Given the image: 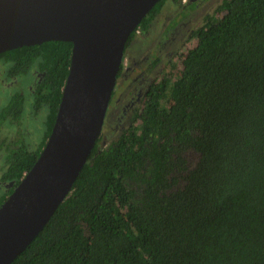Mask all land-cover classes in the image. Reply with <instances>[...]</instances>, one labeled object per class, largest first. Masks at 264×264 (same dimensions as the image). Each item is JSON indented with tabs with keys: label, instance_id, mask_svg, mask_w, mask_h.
Wrapping results in <instances>:
<instances>
[{
	"label": "trees",
	"instance_id": "1",
	"mask_svg": "<svg viewBox=\"0 0 264 264\" xmlns=\"http://www.w3.org/2000/svg\"><path fill=\"white\" fill-rule=\"evenodd\" d=\"M224 7L218 24L196 30L171 76V264H264V0ZM72 48L53 40L0 54L12 63L8 78L39 73L33 114H47L35 150L22 135L1 143L8 191L0 206L51 134ZM148 97L133 131L105 146L97 140L70 194L11 264H170V75ZM24 103L14 94L0 125L19 121Z\"/></svg>",
	"mask_w": 264,
	"mask_h": 264
},
{
	"label": "water",
	"instance_id": "2",
	"mask_svg": "<svg viewBox=\"0 0 264 264\" xmlns=\"http://www.w3.org/2000/svg\"><path fill=\"white\" fill-rule=\"evenodd\" d=\"M160 0H0V54L73 43L54 126L34 166L0 206V264L41 232L100 138L131 34Z\"/></svg>",
	"mask_w": 264,
	"mask_h": 264
},
{
	"label": "rangeland",
	"instance_id": "3",
	"mask_svg": "<svg viewBox=\"0 0 264 264\" xmlns=\"http://www.w3.org/2000/svg\"><path fill=\"white\" fill-rule=\"evenodd\" d=\"M224 2L225 0H196L193 4V8L196 7V10L193 11L188 19L185 20V22L188 21L189 24H185V22L181 21V24L176 26L175 29L173 25V27L171 28V76L177 77L179 75L184 55L188 52L189 49L193 48L196 45V34L194 32L195 30L191 31V29H189L183 32L182 29L186 28L187 26L190 28L191 23H193V26H197V24L198 26H201L205 25L206 23L218 24L226 12ZM178 9V0H171V19L173 18V14L177 12ZM176 16L177 14L174 16V18ZM189 19H191V21H189ZM169 20L170 0H167L160 10L157 19L154 21V26L152 27L150 33V37L155 36L159 39L157 43V45L160 46L159 51L156 52L155 49L153 51L148 49V44L145 47H142L139 44L138 50L141 54H139V52H137L135 55L132 54V57H130L127 62L128 67H130V72L126 75L127 81L123 79L124 77L122 76L118 79L117 83L120 85L117 88L118 90L116 89V93H114L113 95V99L109 106L110 109L108 110V116H112L114 114L115 118L113 117V120L106 128V130H109V132L111 133L107 137V144L117 139V136L124 129L129 128V124L127 121L129 119L128 115H130L131 113L133 114V112L130 111L131 107L137 104V102L142 99L140 94L142 91H144V89H146L147 84L151 80H161L165 74L170 75V64L169 66H166L164 64H160L159 62L157 63V65H152L153 70H149L150 73L145 71L142 72L143 70H145V66H147V64L143 63V56H141L143 53H147L149 56L153 54L157 55L159 53L160 59H168L167 56H170V35L166 39H164L166 34L162 30L167 29L169 31H166V33H170V29H168V25H170ZM171 23L173 24L174 21L172 20ZM11 64V62L6 61L0 62V113L7 106L14 94H16L17 92L24 93V114L26 112V115L24 116L23 123L28 129H23V132L25 133L24 135L27 137V140L30 143L31 149L35 150L42 141L43 134L46 129H42L43 124L41 128L34 129V121L38 118L37 116H33V112L31 110L33 108V103L31 105L29 95L33 91V89L35 91V87L40 80V76L37 75L35 73V69H33L26 75L18 76L16 79L9 80L8 70L11 67ZM156 71L159 72V74L157 75V77H154L157 74ZM136 77L139 78L138 81H134ZM116 99L117 102L115 103L114 100ZM111 110L112 115H110ZM45 112L46 108L43 107L39 113V120H37V122L41 121V117L44 118ZM16 131V126L15 128L11 129L5 126L3 129H0V140L10 139L11 136L16 133ZM116 134L118 135L116 136ZM105 142V138L100 139L101 146H105ZM7 189V184L0 181V197L7 192Z\"/></svg>",
	"mask_w": 264,
	"mask_h": 264
},
{
	"label": "flooded vegetation",
	"instance_id": "4",
	"mask_svg": "<svg viewBox=\"0 0 264 264\" xmlns=\"http://www.w3.org/2000/svg\"><path fill=\"white\" fill-rule=\"evenodd\" d=\"M195 1L196 0H178L179 9H178L177 12H175L173 14V18L171 19V21L173 20L174 23L173 24L171 23V28L174 25V29H175L176 26H178L179 24H181V21L185 22V20L188 19V17L192 14V12L196 10V7L193 8V4H194ZM176 14H177V16L174 18V16ZM157 17H158V14L152 20V23L150 24V26L148 28L139 27L137 29V33L134 35V38L130 41L129 44H126V47H125V55H124V59H123V63H122L123 67L121 66L122 68L119 71V72H121V75L118 76V79L122 76V77H124L123 79H125L127 81L126 75L130 72V67H128V63L127 62L130 59V57H132V54L135 55L137 52H139V54H141L140 51L138 50L139 44L142 47H145L148 44V47H149L148 49H150L152 51L155 49L156 52L159 51L160 46L157 45L159 39L157 37H155V36L150 37V35H151L150 33H151V30H152V27L154 26V21L157 19ZM189 21H191V19H189ZM169 22H170V20H169ZM185 24H189L188 21H186ZM199 27L200 26H198V24H197V26H193V23H191L190 24V28L187 26L186 28L182 29V31L184 32L186 30L191 29V31H194L195 30L194 32H196V30ZM168 29H170V25H168ZM162 31H164V33L166 34L165 35V38H164V39H166L170 35V33H166V31H169V30L163 29ZM141 56H143V60H142L143 63L147 64V66H145V70H143L142 72L145 71V72L150 73L149 70H153L152 65L153 64L154 65H157L158 62L160 64H164L166 66H169V64H170V56L169 57L167 56L168 59H160L159 58V56H160L159 53L157 55L156 54H153L151 56H149L147 53H143ZM35 73L37 75H39V73L36 70H35ZM156 73L157 74L154 77H157V75L159 74V72H157V71H156ZM17 77L8 78V79L9 80H13V79H16ZM138 79L139 78L136 77L134 79V81H138ZM156 82H158V81H155V80L152 81L151 80L147 84L146 89H144V91L141 92L140 96H141L142 99L140 101H138L137 104H135V105H133L131 107V110L130 111L133 112V114L131 113L130 115H128V118L129 119L127 118L128 119L127 122L129 124L128 125L129 128L124 129L122 132H120V134H124V133L130 132L131 130H133L135 128V126H137L141 122V117L144 114V109H145V107L147 105V102L149 100L148 91H149L150 87L152 86V84L153 83H156ZM119 85L120 84H118V83L116 84V88H115V90L113 92V95H114V93H116V89L118 88ZM33 94H34V89H33V91L29 95L30 96V103H31V105L33 103V108L31 109L32 112H33V109H34ZM24 97H25V95H24ZM112 99H113V96H112ZM112 99H111V101H112ZM114 102L116 103L117 102V99L114 100ZM110 104H111V102H110ZM24 106H25V103H24ZM109 109H110V107L108 108V110ZM24 110H25V108H24ZM39 113L37 115V118H38L37 120H39ZM25 115H26V112H25V114L23 112L22 118L19 121H16L15 118H13V117H9L8 120L3 125H0V129H3L5 126L7 128H9V129L15 128V126H16V129H17L16 133L13 136H11L10 139H2V140H0V159H1V162H0V181H1L2 174L4 172L3 171V169H4L3 166H4L5 162H6V155H7L5 149L1 146V143L2 142H5L6 143V141H10V140L14 139L16 136L22 135L24 137V139L27 141V143L30 145V143L27 140V137L24 135L25 133L23 132V129H28L27 127H25V125L23 123V120H24V116ZM44 115H45L44 118L41 117V119H40L41 121L40 122H37V120L34 121V124H35V128L34 129L41 128L42 127V124H43V128L42 129H46V115H47L46 112H45ZM110 115H112V110L110 111ZM33 116H36V115L33 114ZM113 117L115 118V115L113 114L112 116H108V111H107V114H106V117H105V124H104V128H103V132H102V134H101V136L99 138V139H101V138H105L106 139V142L104 143L105 145H107V137H108V135L111 134L109 132V130L108 131L106 130V128H107V126H109V124L113 120ZM44 134H45V131H44ZM44 134H43V136H44ZM120 134L119 135L116 134V136L118 135L117 136V139L120 136ZM7 188H8V186H7ZM7 191H8V189H7Z\"/></svg>",
	"mask_w": 264,
	"mask_h": 264
}]
</instances>
